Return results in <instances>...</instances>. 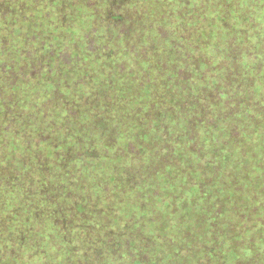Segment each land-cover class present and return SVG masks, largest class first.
I'll use <instances>...</instances> for the list:
<instances>
[{
    "label": "trees",
    "instance_id": "trees-1",
    "mask_svg": "<svg viewBox=\"0 0 264 264\" xmlns=\"http://www.w3.org/2000/svg\"><path fill=\"white\" fill-rule=\"evenodd\" d=\"M155 1L0 0V264H264V0Z\"/></svg>",
    "mask_w": 264,
    "mask_h": 264
},
{
    "label": "rangeland",
    "instance_id": "rangeland-1",
    "mask_svg": "<svg viewBox=\"0 0 264 264\" xmlns=\"http://www.w3.org/2000/svg\"><path fill=\"white\" fill-rule=\"evenodd\" d=\"M191 1H193V2H191ZM210 1L207 3V7H206V9L209 10V11H210V8H211V2ZM162 2H163L162 0H156L155 1V3L157 4L156 7H158L159 6L158 4H161ZM188 2H191L189 4L190 5V10H191L190 11V15H193V17L191 19V22H195V27L193 29V31H194L193 33H194V35L196 37V43H197V39H199L198 30H199V26H200V24L198 25V22H200V20H201V22L203 21L202 18L206 15V13L203 12V7L204 6L202 7V3H201L202 0H196V1L189 0ZM178 9L179 10H184L182 5ZM120 12H124L125 13L126 10H124V8H123ZM84 34L88 35V32L86 31V33H84ZM92 42L93 41L91 40V38L88 39V42H87L88 44L85 45V48L89 49L91 47V45L93 44ZM197 44L199 45V43H197ZM76 49L77 48H71L70 51H75ZM260 167L264 168V161H263V164L260 165ZM218 178H219V180H223L222 175H219ZM212 183H213V185L210 184L209 188L211 190L210 193L213 194L214 197L211 198L210 202L215 204V208L214 209H216V207L218 206L217 217L214 220H212V221H213V223H216L217 225L220 226V227H217L218 231H219V228H222L227 233H230V236L227 235V238L230 237V239H226V240H228V241H226V245L228 246L230 242L232 243V240L234 242H236V239H237L236 233L233 234V232H231V231L234 229V225H239V220L240 219H239L238 213L240 212L241 205H237V203H233L234 199H231L232 203L228 202V200H229V194L228 193H231V191L228 190V188L223 190V185H219L217 187L216 186V182L214 181V178L212 180ZM225 203H227L228 206H225ZM219 207H220V209H219ZM154 211H159V208L156 206L154 208ZM193 212H195V211H193ZM260 212L262 213V211H260ZM190 213H191L190 209H187V210H185V214L183 215L184 218L182 217L183 218V225H182V229L183 230H182V232L185 231V233L187 234L188 237H192L191 235H194V233H192L191 230L195 227V225H197V221L196 220H200L198 216H192V215L186 216V215H188ZM213 216H214V214H213ZM200 218L202 219L201 216H200ZM263 218H264V214H263ZM205 222H208V220H204V223ZM247 222H248V220H247ZM257 224L258 223H256V225ZM248 225H249V223H248ZM202 226H205L206 231L210 230V226H208V225H202ZM197 227L199 228L200 225H197ZM214 229H216V228H214ZM214 235H219V232L218 233L214 232ZM216 238H219V237H216ZM222 250H224V249L222 248ZM225 253H226V250H225ZM229 254L230 253L228 252V255Z\"/></svg>",
    "mask_w": 264,
    "mask_h": 264
}]
</instances>
